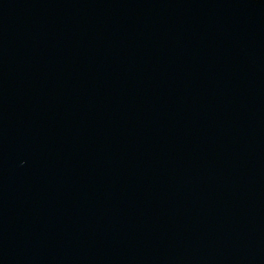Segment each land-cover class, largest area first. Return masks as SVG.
<instances>
[{"label": "water", "instance_id": "95a60500", "mask_svg": "<svg viewBox=\"0 0 264 264\" xmlns=\"http://www.w3.org/2000/svg\"><path fill=\"white\" fill-rule=\"evenodd\" d=\"M0 264H264V0H0Z\"/></svg>", "mask_w": 264, "mask_h": 264}]
</instances>
